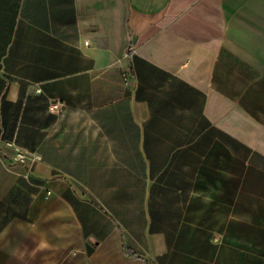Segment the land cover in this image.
I'll return each instance as SVG.
<instances>
[{
	"label": "crops",
	"instance_id": "obj_1",
	"mask_svg": "<svg viewBox=\"0 0 264 264\" xmlns=\"http://www.w3.org/2000/svg\"><path fill=\"white\" fill-rule=\"evenodd\" d=\"M147 262L264 264V0H0V264Z\"/></svg>",
	"mask_w": 264,
	"mask_h": 264
},
{
	"label": "built area",
	"instance_id": "obj_2",
	"mask_svg": "<svg viewBox=\"0 0 264 264\" xmlns=\"http://www.w3.org/2000/svg\"><path fill=\"white\" fill-rule=\"evenodd\" d=\"M48 107L54 113H59L62 110L63 103L57 98H50L48 100Z\"/></svg>",
	"mask_w": 264,
	"mask_h": 264
},
{
	"label": "trees",
	"instance_id": "obj_3",
	"mask_svg": "<svg viewBox=\"0 0 264 264\" xmlns=\"http://www.w3.org/2000/svg\"><path fill=\"white\" fill-rule=\"evenodd\" d=\"M123 250H124V253L126 255H128L129 257H132V258H138L139 257L136 253H134L129 248H127V246H123ZM147 264H148V262H147Z\"/></svg>",
	"mask_w": 264,
	"mask_h": 264
}]
</instances>
